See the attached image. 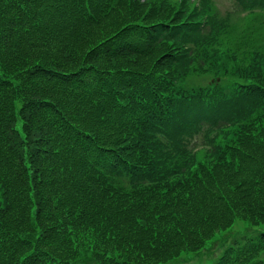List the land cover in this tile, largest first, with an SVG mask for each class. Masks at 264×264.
<instances>
[{"label":"trees","instance_id":"1","mask_svg":"<svg viewBox=\"0 0 264 264\" xmlns=\"http://www.w3.org/2000/svg\"><path fill=\"white\" fill-rule=\"evenodd\" d=\"M239 10L0 0V264H169L218 245L211 264H264V233L229 231L264 224V25Z\"/></svg>","mask_w":264,"mask_h":264},{"label":"rangeland","instance_id":"2","mask_svg":"<svg viewBox=\"0 0 264 264\" xmlns=\"http://www.w3.org/2000/svg\"><path fill=\"white\" fill-rule=\"evenodd\" d=\"M240 228H242V221L241 220H238L236 222L235 229H240ZM209 242L210 241L207 242L206 248L209 246ZM204 252H206V251H204ZM183 257H185V258L186 257H188V258H194V255H192L190 252H186V253L183 254ZM171 264H174V263H171Z\"/></svg>","mask_w":264,"mask_h":264},{"label":"snow or ice","instance_id":"3","mask_svg":"<svg viewBox=\"0 0 264 264\" xmlns=\"http://www.w3.org/2000/svg\"><path fill=\"white\" fill-rule=\"evenodd\" d=\"M234 0H220V3L224 6H230Z\"/></svg>","mask_w":264,"mask_h":264}]
</instances>
